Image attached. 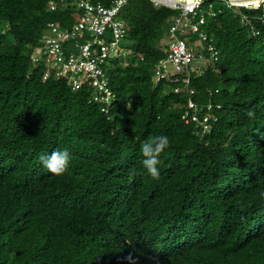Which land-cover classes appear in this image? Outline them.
<instances>
[{
  "label": "trees",
  "instance_id": "trees-1",
  "mask_svg": "<svg viewBox=\"0 0 264 264\" xmlns=\"http://www.w3.org/2000/svg\"><path fill=\"white\" fill-rule=\"evenodd\" d=\"M75 1L0 0V264H264V2L202 3L220 53L193 84L223 109L201 139L181 117L186 94L154 80L178 8L122 7L130 54L109 71V104L33 65L46 24L70 28ZM159 134L170 143L154 180L139 149ZM64 148L56 176L40 157Z\"/></svg>",
  "mask_w": 264,
  "mask_h": 264
},
{
  "label": "built area",
  "instance_id": "built-area-1",
  "mask_svg": "<svg viewBox=\"0 0 264 264\" xmlns=\"http://www.w3.org/2000/svg\"><path fill=\"white\" fill-rule=\"evenodd\" d=\"M152 1L157 6L165 4L181 10L179 15L172 18L164 41L161 42L166 58L156 65L155 79H181L188 88L195 69L194 63L201 57L195 52V41L190 36L181 38L180 34L191 32L206 41L207 35L201 26L206 22L205 13L213 14L212 10L206 12L202 8V0ZM109 2H72L75 22L70 28H62L55 21L48 22L38 44L41 46H35L32 52L35 65L55 69L57 74L69 79L74 89L81 88L87 81L92 87L90 101L105 105L109 104L112 96L109 64L113 60L122 62L128 54L120 44L127 36V25L120 13L128 0ZM52 6L54 7L53 3ZM169 66L171 71L168 70ZM175 90L179 91L180 88L176 87ZM189 91L194 92L193 89ZM102 109L107 111L105 107Z\"/></svg>",
  "mask_w": 264,
  "mask_h": 264
},
{
  "label": "clouds",
  "instance_id": "clouds-1",
  "mask_svg": "<svg viewBox=\"0 0 264 264\" xmlns=\"http://www.w3.org/2000/svg\"><path fill=\"white\" fill-rule=\"evenodd\" d=\"M226 2L228 5L230 4L229 6L253 7L251 6L253 5V3L236 4V3H229L228 1ZM261 2H264V0H262ZM201 28L206 32L207 35L206 41L201 40V38H199L198 35L196 34L195 35L197 37L193 39L190 36V39L192 41L193 40L195 41V52L197 56H200L201 58L194 63L195 69L192 72V78L189 87L187 88L184 85L183 81H181V79L178 81H175L173 78L172 79L166 78L163 80L175 83V86L173 88V91L175 93L186 94L187 96L186 102L180 105L183 109L181 117L186 124L193 126L195 133L202 139L207 137L211 133L213 126L219 121L220 112L223 109V104L222 102H213L210 99L204 100V102H199L198 96H200L201 93L199 92V89L196 88V86L193 84L194 79L201 76L204 73V71L208 68V66L214 65L216 61H218L219 53H220L215 43V40L204 29V24L201 26ZM165 35L166 33L161 38L160 46H161V42L164 41ZM39 43L40 40L38 44ZM38 44L33 45L32 49H34V47L37 46ZM123 47L128 51V54L125 56V58H123V61L119 63V65H123L126 62V57L130 54L129 49L126 48L125 46ZM165 58L166 56L164 57V59ZM31 61H32V53H31ZM33 65L35 64L33 63ZM36 65H41V64H36ZM154 80L157 81L155 79V73H154ZM176 87H179L180 90L176 91L175 90ZM189 88L193 89L194 92H190ZM207 90L209 91L210 95L213 94V92L214 93L220 92L219 87L209 88ZM127 106L131 108L130 101L128 102ZM246 115L249 118H252L255 116V113L254 111L249 110L247 111ZM169 143L170 141L167 135L159 134L151 137L147 142H143L140 144L139 151L142 156V160L140 162L146 174L154 180L159 178L160 171L158 166L161 163L160 155L169 146ZM40 161L50 173L56 176H60L63 173H65V171L67 170L71 161V154L68 148L59 149L52 151L50 154L41 155Z\"/></svg>",
  "mask_w": 264,
  "mask_h": 264
},
{
  "label": "rangeland",
  "instance_id": "rangeland-1",
  "mask_svg": "<svg viewBox=\"0 0 264 264\" xmlns=\"http://www.w3.org/2000/svg\"><path fill=\"white\" fill-rule=\"evenodd\" d=\"M262 3H263V2H261L259 5H251V6H253V7H260V6L262 5ZM168 30H169V29H168ZM168 30H167V32H168ZM164 34H165V33H164ZM180 35H182L185 39L187 38V36H191L192 39L196 37V35H195L194 33H191V32H184V33H182V34H180ZM127 43H128V42H127ZM120 44H121L122 46L126 45V40H125V38L121 40ZM38 46H41V45H37L36 47H38ZM32 52H33V50H32ZM120 62H121V60H113V61H112V64H111V63L109 64V65H110V71H111L114 67H116V65H118ZM127 62H128V59H126V62H125V63L123 62L124 65H126ZM168 70H169V71L172 70L171 66L168 67Z\"/></svg>",
  "mask_w": 264,
  "mask_h": 264
},
{
  "label": "water",
  "instance_id": "water-1",
  "mask_svg": "<svg viewBox=\"0 0 264 264\" xmlns=\"http://www.w3.org/2000/svg\"><path fill=\"white\" fill-rule=\"evenodd\" d=\"M226 1H228L229 3H236V4L239 3V4H241L242 2H246V1L247 2H252V1H257V0H226Z\"/></svg>",
  "mask_w": 264,
  "mask_h": 264
},
{
  "label": "bare ground",
  "instance_id": "bare-ground-1",
  "mask_svg": "<svg viewBox=\"0 0 264 264\" xmlns=\"http://www.w3.org/2000/svg\"><path fill=\"white\" fill-rule=\"evenodd\" d=\"M260 2H261V0H257V1H252V2H242L241 4H251V3H253V5H259L260 4ZM237 4H239V3H237ZM150 69V68H149ZM145 72V71H144Z\"/></svg>",
  "mask_w": 264,
  "mask_h": 264
}]
</instances>
